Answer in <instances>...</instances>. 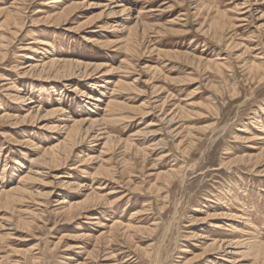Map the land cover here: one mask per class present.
<instances>
[{"label":"rangeland","instance_id":"rangeland-1","mask_svg":"<svg viewBox=\"0 0 264 264\" xmlns=\"http://www.w3.org/2000/svg\"><path fill=\"white\" fill-rule=\"evenodd\" d=\"M0 192V264H253L264 0H0Z\"/></svg>","mask_w":264,"mask_h":264},{"label":"bare ground","instance_id":"bare-ground-1","mask_svg":"<svg viewBox=\"0 0 264 264\" xmlns=\"http://www.w3.org/2000/svg\"><path fill=\"white\" fill-rule=\"evenodd\" d=\"M52 3H54V1H51ZM118 9V8H121V7H119V6H116L114 9ZM108 9H110V8H108ZM113 9V8H112ZM123 11H124V9H123ZM126 13V12H125ZM111 14V13H110ZM122 15V14H121ZM135 32V31H134ZM127 33V32H126ZM132 45H133V43H132ZM33 51H37V50H33ZM44 62V61H43ZM65 63L66 62H64L63 64L65 65ZM69 64V63H68ZM34 65V64H33ZM37 65V64H36ZM71 65V64H70ZM61 66L62 65H60V63H58L56 60H54V59H50L49 60V62H47V63H43V65L42 66H34V67H31V66H28V68H26L25 69V72H27V74H28V72H32L33 70H39V69H41L42 71L41 72H44V71H48V72H50V73H48V75L49 76H51V78L53 77V79H56L58 76H59V74H60V69H61ZM68 67V66H67ZM70 68H71V66H69ZM60 68V69H59ZM63 68H64V66H63ZM62 68V69H63ZM66 71L68 70V69H65ZM24 72V71H23ZM69 72H70V70H69ZM64 73V72H63ZM66 77V76H65ZM76 90V89H75ZM89 99H90V97H89ZM98 101H99V99H98ZM156 107V106H155ZM37 109V108H36ZM35 110V109H34ZM31 112H33V110L31 111ZM82 122H84V121H82ZM82 122H80V123H82ZM77 125H79V123H75L74 125H72V126H69L68 127V131H67V139H71V138H73V135L74 134H76L79 130H77L78 129V126ZM66 127V126H65ZM75 136V135H74ZM77 136V135H76ZM74 138H76V137H74ZM73 138V139H74ZM75 141V140H74ZM74 150V149H73ZM55 155H52V157H54ZM57 156V155H56ZM50 157V156H49ZM55 160V159H54ZM260 166V165H259ZM29 179V178H28ZM1 193V192H0ZM3 194H1L0 195V201H2V198H3ZM65 198V197H64ZM6 202V201H5ZM59 205H64V209L66 210L67 208H68V211H66V212H70V211H72L75 207V205H68V200H63ZM35 214V213H34ZM92 220H94V218H92ZM104 226V225H103ZM103 226H101V227H103ZM221 242V241H220ZM238 246V245H237ZM248 247V246H247ZM208 249V248H207ZM240 247L238 248V247H236L234 244H232V242L231 243H229L228 245H225V246H223V245H220L219 246V248H218V252L219 253H223L224 255H226V257H227V259L229 258V259H231L233 262H235L236 260L238 261V259H237V257L238 256H241L242 255V253L240 252ZM247 249V248H246ZM245 251V250H244ZM251 251H252V249H251ZM246 252V251H245ZM249 252V251H248ZM260 254H258L257 256H256V258H255V262H253V264H264V251H262V252H259ZM256 254V253H255ZM245 255H246V253H245ZM236 261V262H237Z\"/></svg>","mask_w":264,"mask_h":264}]
</instances>
